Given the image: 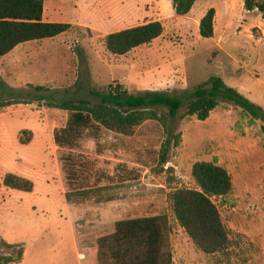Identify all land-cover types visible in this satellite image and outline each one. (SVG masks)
<instances>
[{"label": "rangeland", "instance_id": "obj_1", "mask_svg": "<svg viewBox=\"0 0 264 264\" xmlns=\"http://www.w3.org/2000/svg\"><path fill=\"white\" fill-rule=\"evenodd\" d=\"M43 2L46 18L76 26L23 46L54 49V57L70 49L79 65L55 61L16 70L0 59V240L23 247L17 264H97V240L112 234L117 221L154 216L168 219L174 264H264V123L223 98L204 120L186 114L191 94L213 76L264 110L262 14L247 11L244 0H198L184 17L171 0ZM210 9L215 32L204 39L194 19ZM154 21L164 25L161 38L124 56L107 51L106 35ZM117 83L133 94L179 97L184 107L167 127L147 121L132 137L77 123L55 107L96 104L93 92ZM167 140L168 163L160 166ZM201 161L225 168L233 183L230 194L212 198L229 235L222 254L199 251L168 201L175 189L197 188L191 171ZM9 174L30 180L33 191L6 188ZM67 189L83 190L71 194L70 212ZM17 251L0 245L2 254Z\"/></svg>", "mask_w": 264, "mask_h": 264}, {"label": "trees", "instance_id": "obj_2", "mask_svg": "<svg viewBox=\"0 0 264 264\" xmlns=\"http://www.w3.org/2000/svg\"><path fill=\"white\" fill-rule=\"evenodd\" d=\"M197 0H171L177 16H187ZM245 9L262 14L264 1L244 0ZM43 0H0V58L17 46L44 39H51L67 33L69 23H52L43 20ZM215 10L210 9L200 21L201 38L214 37ZM162 22L154 21L110 33L103 39L107 51L114 56L129 52L164 35ZM37 90H40L37 89ZM99 98L96 104L80 100L63 102L56 108L72 113L77 123L95 122L113 133L132 137L137 128L147 121H158L164 127L184 107V100L165 92L133 94L125 85H110L107 93L93 92ZM223 98L242 108L253 118L264 123V110L250 102L234 88L227 86L219 76L210 77L191 94L186 114L206 119ZM43 100V98H40ZM9 106L8 103L6 102ZM15 103H10L13 105ZM5 106V105H3ZM157 107L168 109L159 114ZM180 137H175V143ZM21 144L24 141L21 140ZM167 140L161 148L159 165L168 163ZM164 170V169H163ZM168 170V169H167ZM192 178L196 189L180 188L168 194V201L174 217L196 248L205 255L222 254L228 250L229 235L220 212L212 198L231 193L233 183L228 171L212 162L201 161L193 165ZM3 185L12 190L32 192L34 185L26 179L9 174ZM170 225L166 216L142 217L120 220L115 223L114 232L97 240V264H174L169 241ZM6 248H18L16 254H2L0 264H17L23 259V247L0 240Z\"/></svg>", "mask_w": 264, "mask_h": 264}, {"label": "crops", "instance_id": "obj_3", "mask_svg": "<svg viewBox=\"0 0 264 264\" xmlns=\"http://www.w3.org/2000/svg\"><path fill=\"white\" fill-rule=\"evenodd\" d=\"M198 2V0L196 1ZM190 14V13H189ZM188 14V15H189ZM187 15V16H188ZM43 20L45 22H52V23H63V22H53L46 18L45 14H43ZM195 24L199 27L200 20L194 19ZM70 24V23H69ZM72 26H76L71 24ZM135 27V26H134ZM214 27H215V20H214ZM118 32V31H117ZM25 44V43H24ZM52 50L50 48H42V47H25L23 44L17 46L14 50H12L6 56L0 58L3 60L12 61L14 68L16 70L20 69L23 64L33 65V64H51L55 61H64L67 63H72L74 70H77L79 65V58L77 57L76 53L71 51L70 49L61 50L60 57H54ZM68 129V128H67ZM58 145V144H57ZM59 148H62L58 146ZM64 186V185H63ZM83 190H76L70 191L66 190L64 193V203L68 212H70L76 206V202L71 200V194H79ZM78 255H80V250H78Z\"/></svg>", "mask_w": 264, "mask_h": 264}]
</instances>
